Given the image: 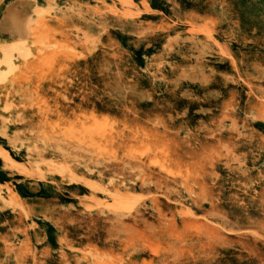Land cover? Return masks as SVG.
<instances>
[{"label":"rangeland","instance_id":"374dc122","mask_svg":"<svg viewBox=\"0 0 264 264\" xmlns=\"http://www.w3.org/2000/svg\"><path fill=\"white\" fill-rule=\"evenodd\" d=\"M0 264H264V0H0Z\"/></svg>","mask_w":264,"mask_h":264},{"label":"bare ground","instance_id":"6f19581e","mask_svg":"<svg viewBox=\"0 0 264 264\" xmlns=\"http://www.w3.org/2000/svg\"><path fill=\"white\" fill-rule=\"evenodd\" d=\"M27 14H28V10L25 12V14L23 15V18H24V20H25V18L27 17ZM15 18L16 17H13L12 18V23L15 25ZM19 22V21H18ZM18 30L20 31V30H24V27H23V24L22 23H20L19 25H18Z\"/></svg>","mask_w":264,"mask_h":264}]
</instances>
